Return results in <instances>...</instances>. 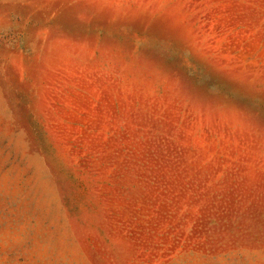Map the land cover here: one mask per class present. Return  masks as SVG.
I'll list each match as a JSON object with an SVG mask.
<instances>
[{"label": "rangeland", "instance_id": "rangeland-1", "mask_svg": "<svg viewBox=\"0 0 264 264\" xmlns=\"http://www.w3.org/2000/svg\"><path fill=\"white\" fill-rule=\"evenodd\" d=\"M0 264H264V0H0Z\"/></svg>", "mask_w": 264, "mask_h": 264}]
</instances>
